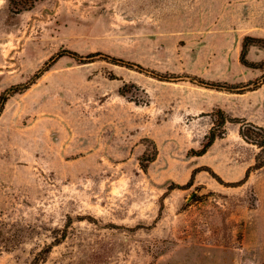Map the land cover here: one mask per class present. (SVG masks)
I'll return each mask as SVG.
<instances>
[{
    "label": "rangeland",
    "instance_id": "rangeland-1",
    "mask_svg": "<svg viewBox=\"0 0 264 264\" xmlns=\"http://www.w3.org/2000/svg\"><path fill=\"white\" fill-rule=\"evenodd\" d=\"M247 36L264 0H0V264H264Z\"/></svg>",
    "mask_w": 264,
    "mask_h": 264
},
{
    "label": "trees",
    "instance_id": "trees-1",
    "mask_svg": "<svg viewBox=\"0 0 264 264\" xmlns=\"http://www.w3.org/2000/svg\"><path fill=\"white\" fill-rule=\"evenodd\" d=\"M254 44H259V45L264 47V39L255 38V37H251V36L245 37V39L243 41V44H242L243 52H242V55H241V61L245 65L255 66L254 63H248V61L246 59V53H247L248 48L251 45H254ZM97 54L98 55H102V53H97ZM97 54L83 56L80 53H78L76 51H72V50H64L61 53H58L59 56L69 55V56H71V57H73L75 59H83V58H86V57L90 58V57L95 56ZM103 56L105 58H108V59L112 60L115 63H122L123 65H127V66H136L137 68H140L141 70H145L144 67H142L141 65H139L137 63H133V62H130V61H125L124 59H121V58H118V57H113L111 55H103ZM158 76H160L162 78H167L166 75H158ZM200 82L204 84V81L201 80ZM207 85L211 86V87H219V88L223 86V85L217 84V83H207ZM0 99H1V101L6 100L7 99V93L6 92L3 93L0 96ZM226 121H227V118L222 116L221 119L218 121L217 127L224 126ZM259 131H261L262 134ZM240 133L247 141H250L251 143H255V144L260 145V146H264V128L259 127V126L255 125L253 123H244L243 126L240 129ZM211 137L215 138L216 134L213 133L211 135Z\"/></svg>",
    "mask_w": 264,
    "mask_h": 264
}]
</instances>
